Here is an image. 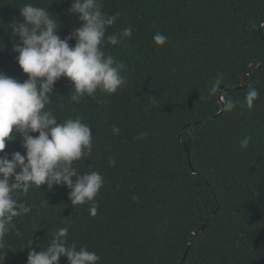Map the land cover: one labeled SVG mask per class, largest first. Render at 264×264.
Masks as SVG:
<instances>
[{
    "label": "trees",
    "instance_id": "16d2710c",
    "mask_svg": "<svg viewBox=\"0 0 264 264\" xmlns=\"http://www.w3.org/2000/svg\"><path fill=\"white\" fill-rule=\"evenodd\" d=\"M26 3L48 9L61 38L83 23L69 11L72 0H0V71L21 82L28 74L8 26L23 20ZM99 4L117 17L106 35L132 30L102 45L125 65L124 85L76 103L73 82L61 77L45 108L61 122L80 118L91 127L92 152L73 167L103 176L97 213L89 212L92 202L73 206L66 185L13 191L32 210L15 217L0 240V264H27L28 253L47 248L60 228L68 229L69 246L95 252L97 264H264V0ZM156 33L167 37L163 45ZM218 75L220 87L238 88L223 101L219 91L209 94ZM250 88L259 91L251 110L244 102ZM227 100L236 107L217 115ZM246 136L252 139L242 148ZM15 151L26 154L19 135L5 149ZM59 264H68L67 256Z\"/></svg>",
    "mask_w": 264,
    "mask_h": 264
},
{
    "label": "clouds",
    "instance_id": "9594fccd",
    "mask_svg": "<svg viewBox=\"0 0 264 264\" xmlns=\"http://www.w3.org/2000/svg\"><path fill=\"white\" fill-rule=\"evenodd\" d=\"M19 9L23 20L8 27L13 36L19 37L13 50L19 53L16 59L28 78L21 82L0 71V240L14 227L15 217L32 210L31 206L18 204L12 196L15 190L27 194L33 186L66 185L71 189L72 205L92 202L89 212L96 215L95 197L104 183L103 176L95 171L81 175L73 167L74 161L92 152L91 127L80 118L61 122L45 108L61 77L73 82L70 99L76 103L84 96L94 97L97 90L115 93L125 83L121 75L125 65L111 55L106 56L102 45L105 42L116 45L132 35L131 27L122 29L119 35H106L117 17L105 15L99 0H72L69 11L78 14L83 23L65 38L57 34L61 23L52 18L48 9L33 3ZM72 39L76 41L74 46L69 43ZM153 40L163 45L167 37L156 33ZM221 83L222 77L218 75L210 85L209 94L216 95ZM258 97L256 88L247 91L244 102L249 110ZM224 107L232 110L236 103L227 100ZM112 131L118 135L120 129L114 126ZM17 135L22 138L26 154L6 153L7 143ZM145 135L141 133L137 139ZM251 139L246 136L240 142L241 147L247 148ZM109 163L115 166L116 162L109 158ZM67 233V228L58 229L47 248L28 253L27 264H59L61 256H67L68 264H97L100 257L95 252L67 244Z\"/></svg>",
    "mask_w": 264,
    "mask_h": 264
},
{
    "label": "water",
    "instance_id": "95a60500",
    "mask_svg": "<svg viewBox=\"0 0 264 264\" xmlns=\"http://www.w3.org/2000/svg\"><path fill=\"white\" fill-rule=\"evenodd\" d=\"M241 87H242V86H239V88H241ZM234 89H238V88H226V87H224V86H221V87H220V90H219V97H220V99L223 101V97H222V95H223V93H224L225 91H230V90H234ZM223 110H224V104H223V108H222V110H221L217 115L221 114V113L223 112ZM217 115H214V116H212L211 118H208V119H212V118L216 117ZM209 219H210V217L207 218L205 224H204L202 227H200L199 229H196V230H195V233L200 232V231H201V230L207 225ZM186 255H187V252H186V254H185V256H184V259L186 258Z\"/></svg>",
    "mask_w": 264,
    "mask_h": 264
}]
</instances>
